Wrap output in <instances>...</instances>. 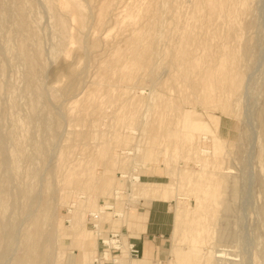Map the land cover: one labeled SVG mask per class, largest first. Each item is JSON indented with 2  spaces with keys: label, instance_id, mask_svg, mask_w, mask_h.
<instances>
[{
  "label": "rangeland",
  "instance_id": "374dc122",
  "mask_svg": "<svg viewBox=\"0 0 264 264\" xmlns=\"http://www.w3.org/2000/svg\"><path fill=\"white\" fill-rule=\"evenodd\" d=\"M104 203L151 264H264V0H0V264L88 262Z\"/></svg>",
  "mask_w": 264,
  "mask_h": 264
},
{
  "label": "built area",
  "instance_id": "2783aa9c",
  "mask_svg": "<svg viewBox=\"0 0 264 264\" xmlns=\"http://www.w3.org/2000/svg\"><path fill=\"white\" fill-rule=\"evenodd\" d=\"M117 192L114 190V194H117ZM104 212L111 213L114 220L119 219L122 215L121 210H118L110 203H104L97 210L89 213L92 221L91 226L96 232L98 245L92 258L82 264H133L134 260L141 257V249L133 241L132 237L124 239L122 229L113 230L99 227V215Z\"/></svg>",
  "mask_w": 264,
  "mask_h": 264
},
{
  "label": "crops",
  "instance_id": "0c3cea01",
  "mask_svg": "<svg viewBox=\"0 0 264 264\" xmlns=\"http://www.w3.org/2000/svg\"><path fill=\"white\" fill-rule=\"evenodd\" d=\"M151 199L161 201L168 200L167 197L161 198L160 196ZM156 216L157 213L155 209L151 208L145 210L144 212H138L136 215H132V217L128 220L124 217L121 218V220L124 218L121 222L122 225L126 227L124 239L132 237L133 241L141 249L142 255L139 259L133 261L135 264H150L151 260L149 256L152 251L158 247V243L155 239L162 236V232H164L166 225L163 221H159ZM141 259L145 261H138Z\"/></svg>",
  "mask_w": 264,
  "mask_h": 264
},
{
  "label": "bare ground",
  "instance_id": "6f19581e",
  "mask_svg": "<svg viewBox=\"0 0 264 264\" xmlns=\"http://www.w3.org/2000/svg\"><path fill=\"white\" fill-rule=\"evenodd\" d=\"M133 179V181L134 182H132L131 183V188L132 189H134L135 187H137V186H139V190L142 192V193H145V194H147L148 196H150V198H155V197H157L158 196V191L157 190H147L146 189V187L147 186H150L152 183H150V182H142V181H139L138 179V175H131V180ZM138 180V181H137ZM99 208V207H98ZM97 208V209H98ZM179 225H180V219L179 218H175V220H174V225H173V228H172V230H173V232H175V230L177 229V228H179ZM76 234H75V236L77 235V231L75 232ZM83 245H85V246H88V245H90V243H88V241L87 240H84V242H83ZM73 250H75V249H73ZM95 251H96V246H95V250H93V252H92V255L90 256V258H89V260L92 258V256H93V254L95 253ZM74 252V251H73ZM213 257L215 258V262H216V264H221L222 262H223V259H222V255H221V253H220V251L219 252H216V253H214V255H213ZM227 259H232L231 257H228ZM88 260V261H89ZM225 260V259H224ZM138 261H145V260H143V259H141V260H138ZM229 263V262H228ZM133 264H135V263H133ZM151 264V263H150ZM152 264H154V263H152ZM155 264H162L160 261L159 262H157V263H155Z\"/></svg>",
  "mask_w": 264,
  "mask_h": 264
}]
</instances>
